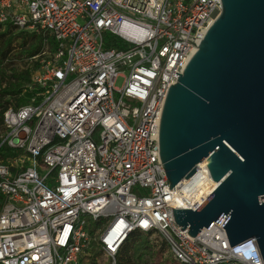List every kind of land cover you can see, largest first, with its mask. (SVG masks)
<instances>
[{
    "label": "built area",
    "instance_id": "2783aa9c",
    "mask_svg": "<svg viewBox=\"0 0 264 264\" xmlns=\"http://www.w3.org/2000/svg\"><path fill=\"white\" fill-rule=\"evenodd\" d=\"M221 11L222 0H0V24L56 43L35 57L33 95L4 113L0 147L18 154L0 163V264H118L135 231L179 264H264L255 237L231 246L222 223L181 229L173 208H197L210 172L199 164L170 189L160 159L168 92Z\"/></svg>",
    "mask_w": 264,
    "mask_h": 264
},
{
    "label": "water",
    "instance_id": "95a60500",
    "mask_svg": "<svg viewBox=\"0 0 264 264\" xmlns=\"http://www.w3.org/2000/svg\"><path fill=\"white\" fill-rule=\"evenodd\" d=\"M158 141L170 189L204 161L224 177L197 208H173L181 229L222 223L231 246L255 237L264 259V0H222L171 85Z\"/></svg>",
    "mask_w": 264,
    "mask_h": 264
},
{
    "label": "trees",
    "instance_id": "16d2710c",
    "mask_svg": "<svg viewBox=\"0 0 264 264\" xmlns=\"http://www.w3.org/2000/svg\"><path fill=\"white\" fill-rule=\"evenodd\" d=\"M107 37L116 39L112 35ZM47 46L51 51L56 48L54 39L47 34L20 30L13 24H0V132L3 129L5 111L11 106L26 103L35 92L29 89L28 83L33 72L39 69V62L35 57L41 55ZM17 154L18 150L2 145L0 163H7L9 157ZM90 223L91 229H94L100 222L91 219ZM166 247L165 243H156L148 235L135 231L121 247L117 262L151 264L155 249L165 251Z\"/></svg>",
    "mask_w": 264,
    "mask_h": 264
},
{
    "label": "rangeland",
    "instance_id": "374dc122",
    "mask_svg": "<svg viewBox=\"0 0 264 264\" xmlns=\"http://www.w3.org/2000/svg\"><path fill=\"white\" fill-rule=\"evenodd\" d=\"M32 79H33V74L31 77V81H30V83H28V85L32 84ZM123 83H124V78L119 77V79L116 82V85L118 87H122ZM160 249L161 248H158V250L155 249V254H154V257L152 258L151 264H179L173 260L172 254L170 253L168 247H166L165 251H161Z\"/></svg>",
    "mask_w": 264,
    "mask_h": 264
},
{
    "label": "bare ground",
    "instance_id": "6f19581e",
    "mask_svg": "<svg viewBox=\"0 0 264 264\" xmlns=\"http://www.w3.org/2000/svg\"><path fill=\"white\" fill-rule=\"evenodd\" d=\"M207 166V161H204L201 163V166ZM210 176V181L208 183H206L205 185H203L202 189H201V193H205L208 194L210 192H212L224 179V177H220V176ZM186 181H183V183H185ZM183 193V192H182ZM186 192H184L183 194H181L184 198L183 199H190V196L188 194H185ZM179 200L181 201V196L179 197Z\"/></svg>",
    "mask_w": 264,
    "mask_h": 264
}]
</instances>
